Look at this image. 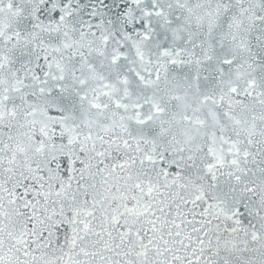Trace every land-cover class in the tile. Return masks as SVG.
Listing matches in <instances>:
<instances>
[{
    "label": "snow or ice",
    "instance_id": "snow-or-ice-1",
    "mask_svg": "<svg viewBox=\"0 0 264 264\" xmlns=\"http://www.w3.org/2000/svg\"><path fill=\"white\" fill-rule=\"evenodd\" d=\"M0 264H264V0H0Z\"/></svg>",
    "mask_w": 264,
    "mask_h": 264
}]
</instances>
